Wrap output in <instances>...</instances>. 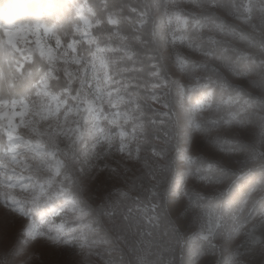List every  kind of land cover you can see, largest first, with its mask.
Returning <instances> with one entry per match:
<instances>
[{
	"label": "clouds",
	"instance_id": "clouds-1",
	"mask_svg": "<svg viewBox=\"0 0 264 264\" xmlns=\"http://www.w3.org/2000/svg\"><path fill=\"white\" fill-rule=\"evenodd\" d=\"M0 264H264V0H0Z\"/></svg>",
	"mask_w": 264,
	"mask_h": 264
}]
</instances>
